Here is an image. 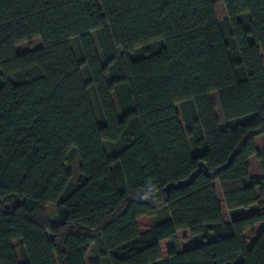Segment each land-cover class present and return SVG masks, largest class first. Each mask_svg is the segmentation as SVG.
<instances>
[{
	"label": "trees",
	"instance_id": "1",
	"mask_svg": "<svg viewBox=\"0 0 264 264\" xmlns=\"http://www.w3.org/2000/svg\"><path fill=\"white\" fill-rule=\"evenodd\" d=\"M222 1L0 0V264H264V0Z\"/></svg>",
	"mask_w": 264,
	"mask_h": 264
},
{
	"label": "rangeland",
	"instance_id": "2",
	"mask_svg": "<svg viewBox=\"0 0 264 264\" xmlns=\"http://www.w3.org/2000/svg\"><path fill=\"white\" fill-rule=\"evenodd\" d=\"M214 4H215V17H216V20L225 19L226 18V11H225V7H224V4H223V1L222 0H214ZM92 36L94 38V34H92ZM40 47H41L40 40L38 38H34V39L30 40V41H25V42L17 44L15 46V51L17 53H25V52H28V51H32V50L38 49ZM96 47H97V45H96ZM97 51L99 53V56L101 57L100 49L98 47H97ZM210 97L215 103H218L217 96H216L215 93H212L210 95ZM114 103H115V100H114ZM176 110L179 112L178 106H176ZM181 124H182V127L185 130L184 123H183L182 120H181ZM261 139L264 140V137L261 136ZM261 139L257 140V144L258 145H259ZM105 149L107 151L106 145H105ZM65 169L70 174V182L72 184H76L77 178L79 176V160H78V158H74L72 160V162H70L69 164H65ZM263 196H264V190L262 192H260V197H263ZM46 211H47V215H48V217L50 219L51 224L57 223L55 207L53 205H48L47 208H46ZM165 215H166L165 209H161L157 213V216H156L157 218L156 219H161ZM153 219H155V218H153V217H142V218H140V220H139L140 228L144 229L147 226H150V222ZM251 240H252V235L250 233H248V235H247V243H250ZM159 246H160V251H161L162 254H166L171 249H179V244H178V241H177L176 238H172V239H169V240L162 241ZM14 248H15V251H16V253L18 255V249H17L15 244H14ZM94 248L95 247L93 246V248L91 249V252L88 254V256L86 258L87 264H92L93 261H94V256H95V251H93Z\"/></svg>",
	"mask_w": 264,
	"mask_h": 264
},
{
	"label": "crops",
	"instance_id": "3",
	"mask_svg": "<svg viewBox=\"0 0 264 264\" xmlns=\"http://www.w3.org/2000/svg\"><path fill=\"white\" fill-rule=\"evenodd\" d=\"M215 114L218 118V121H219V128L220 129H223L224 128V121H223V117H222V114H221V110H220V107L218 105V103H215ZM264 137V136H263ZM258 139H261V136L257 137L255 139V144H256V150L257 151H260L263 147H264V140L261 139L259 145L257 144V140ZM247 163L249 165V172L251 175H263V170H262V167L260 165V162L259 160L257 159L256 155L254 156H251L250 158L247 159ZM214 188H215V192H216V197H217V200H218V203H219V206L222 210V216H223V220L228 222L229 221V216H228V210L225 206V203H224V200H223V197H222V192L220 190V187H219V184L218 182H214ZM264 190V188H258L256 189L257 192H262ZM259 201H264V196L263 197H260L259 198ZM142 218V217H141ZM139 220L138 219V227H139V230L141 232L143 231H146L148 229H150L153 224H154V219L150 222V226H147L146 228L144 229H141L140 226H139ZM264 227V223H258L256 225H254L252 228L248 229L246 232H244V239H245V242H246V245L248 247H250L253 242L255 241V239L257 238L258 234L261 232V230L263 229ZM248 233H250L252 235V240L250 243H247V235ZM165 241V240H164ZM91 252V251H90ZM89 252V253H90ZM88 253V254H89ZM87 254V256H88ZM163 257L165 256V254H162ZM87 256L85 257V264H87L86 262V258Z\"/></svg>",
	"mask_w": 264,
	"mask_h": 264
},
{
	"label": "water",
	"instance_id": "4",
	"mask_svg": "<svg viewBox=\"0 0 264 264\" xmlns=\"http://www.w3.org/2000/svg\"><path fill=\"white\" fill-rule=\"evenodd\" d=\"M196 176V173H194L189 179H187L186 181H183V182H178L176 184H169L165 187V190L166 191H170V190H173V189H178V188H181L183 186H186L188 185L189 183H191L194 178Z\"/></svg>",
	"mask_w": 264,
	"mask_h": 264
}]
</instances>
